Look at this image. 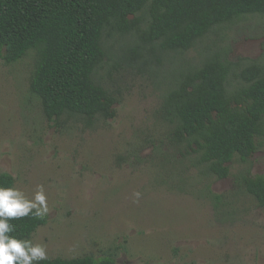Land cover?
<instances>
[{"label":"rangeland","instance_id":"rangeland-1","mask_svg":"<svg viewBox=\"0 0 264 264\" xmlns=\"http://www.w3.org/2000/svg\"><path fill=\"white\" fill-rule=\"evenodd\" d=\"M124 39L108 44L115 49ZM206 44L227 46L233 60L257 59L264 16H246L152 69L105 64L100 76L117 98L114 116L91 124L44 116L29 92L33 51L11 64L0 61V173L13 176V187L29 199L42 186L48 213L29 239L48 257L264 264V206L241 185L244 176L264 177V134L248 162L235 158L218 179L194 165V154L180 153L163 118L172 67L199 62Z\"/></svg>","mask_w":264,"mask_h":264},{"label":"trees","instance_id":"trees-1","mask_svg":"<svg viewBox=\"0 0 264 264\" xmlns=\"http://www.w3.org/2000/svg\"><path fill=\"white\" fill-rule=\"evenodd\" d=\"M249 15L264 16V0H0V61L11 64L33 51L29 92L44 116L91 124L114 116L117 98L100 76L105 64L152 69ZM109 38L125 39L113 49ZM205 46L199 62L172 67L161 110L180 153L194 154V165L221 179L235 158L248 162L264 134V47L257 59L233 60L227 46ZM13 185V176L0 173V187ZM241 185L264 206V177L244 176ZM9 222V235L29 239L45 217ZM36 264L117 263L86 254Z\"/></svg>","mask_w":264,"mask_h":264},{"label":"clouds","instance_id":"clouds-1","mask_svg":"<svg viewBox=\"0 0 264 264\" xmlns=\"http://www.w3.org/2000/svg\"><path fill=\"white\" fill-rule=\"evenodd\" d=\"M47 213V200L42 186L34 199L27 198L18 188L0 187V264H36L48 259L43 244H34L30 239H17L9 235L15 229L10 220L29 214L43 218Z\"/></svg>","mask_w":264,"mask_h":264}]
</instances>
